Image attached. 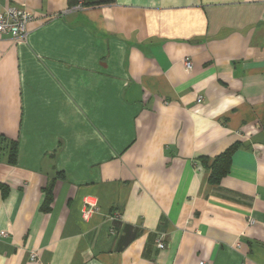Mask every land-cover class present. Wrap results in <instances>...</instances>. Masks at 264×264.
<instances>
[{
    "label": "crops",
    "instance_id": "obj_1",
    "mask_svg": "<svg viewBox=\"0 0 264 264\" xmlns=\"http://www.w3.org/2000/svg\"><path fill=\"white\" fill-rule=\"evenodd\" d=\"M76 5L0 0V264H264V0Z\"/></svg>",
    "mask_w": 264,
    "mask_h": 264
},
{
    "label": "built area",
    "instance_id": "obj_2",
    "mask_svg": "<svg viewBox=\"0 0 264 264\" xmlns=\"http://www.w3.org/2000/svg\"><path fill=\"white\" fill-rule=\"evenodd\" d=\"M81 4H77L75 9H80ZM34 20V15L20 7H11L3 12H0V36H6L12 41L24 40L27 34V25ZM184 69L189 72L192 69L191 61L185 59L183 62ZM203 101L202 96H197L196 103L199 105ZM96 207L95 202L91 200H84V207L82 210V217L87 220L93 213ZM252 223V220L249 221ZM1 236H5V233H1ZM157 246L159 249H163L164 245L161 242V237L157 239ZM29 260L36 264H42L35 252H30ZM199 264H204L203 262Z\"/></svg>",
    "mask_w": 264,
    "mask_h": 264
},
{
    "label": "trees",
    "instance_id": "obj_3",
    "mask_svg": "<svg viewBox=\"0 0 264 264\" xmlns=\"http://www.w3.org/2000/svg\"><path fill=\"white\" fill-rule=\"evenodd\" d=\"M113 0H69L72 6L81 4L82 8H94L109 5ZM233 147L228 148L222 154L217 156L210 166V174L208 182L210 184H216L220 179L228 172L229 159L233 151ZM2 151L8 152V162L13 163L16 157V145L14 142H7L0 136V153Z\"/></svg>",
    "mask_w": 264,
    "mask_h": 264
}]
</instances>
